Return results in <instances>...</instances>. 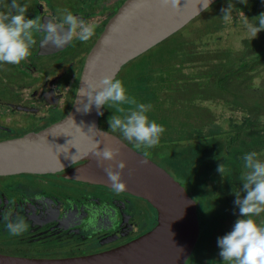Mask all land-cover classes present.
Here are the masks:
<instances>
[{
    "label": "flooded vegetation",
    "instance_id": "af4514ba",
    "mask_svg": "<svg viewBox=\"0 0 264 264\" xmlns=\"http://www.w3.org/2000/svg\"><path fill=\"white\" fill-rule=\"evenodd\" d=\"M124 1L69 0L67 7L51 0H18L27 5L28 18H52L59 23L60 13L67 9L85 21H95L97 26L87 42L74 38L62 48L42 46L43 33H35L37 43L26 60L0 64V140L40 131L69 113L88 54ZM0 3L1 11L9 10L5 3L9 5L11 0ZM52 66L56 71H45ZM102 118L101 127L110 131ZM82 162L57 172L0 175V253L36 258L98 254L128 244L156 226L158 212L145 198L126 191L116 193L110 186L66 175ZM197 212L200 233L184 264L191 262L196 248L198 252L206 245L212 248L204 263L226 264L220 256L218 238L230 232L241 218L239 209L235 207L221 216H201L197 204ZM5 217L23 218L27 230L13 236L6 228ZM254 219L263 223L264 213ZM7 237L12 239L11 245Z\"/></svg>",
    "mask_w": 264,
    "mask_h": 264
},
{
    "label": "water",
    "instance_id": "95a60500",
    "mask_svg": "<svg viewBox=\"0 0 264 264\" xmlns=\"http://www.w3.org/2000/svg\"><path fill=\"white\" fill-rule=\"evenodd\" d=\"M215 1L181 0L176 11L162 6L160 0H125L88 54L69 113L40 131L0 140V175L57 172L83 161L66 175L111 187L105 168L123 160L124 191L155 207L156 226L128 244L98 254L36 258L0 253V264L185 263L200 233L196 200L166 168L101 127L102 115L98 113L104 112L106 105L83 111L87 97L80 92L87 89L89 81L116 78L128 62L180 30ZM97 143L100 149L110 146L117 150V159L99 163L93 153Z\"/></svg>",
    "mask_w": 264,
    "mask_h": 264
},
{
    "label": "clouds",
    "instance_id": "9594fccd",
    "mask_svg": "<svg viewBox=\"0 0 264 264\" xmlns=\"http://www.w3.org/2000/svg\"><path fill=\"white\" fill-rule=\"evenodd\" d=\"M160 3L176 11L181 7V0H160ZM7 8L9 10L0 11V64H20L26 60L37 43L35 33H43L42 46L51 44L63 47L74 38L87 42L95 34L97 26L95 21H85L67 9L60 13V21L56 23L52 18L47 21L39 16L28 18L27 5L18 3V0H11ZM233 9L231 2L222 9V19L225 22L231 21ZM254 20L255 24L245 21L252 38L264 30V13ZM80 95L87 97L83 108L85 112L91 111L93 105L97 109L105 105L115 107V114L108 121L111 132L119 131L125 140L134 141L137 148L150 149L159 144L166 129L149 117L150 104L140 103L127 94L121 79L104 76L97 81H89L87 89L81 91ZM98 114L103 115V112ZM93 153L101 164L104 161H115L118 156L117 150L110 146L100 149L98 143ZM243 162V167L247 170L241 175L244 195L241 196L236 191L234 201L239 206L241 218L235 222L230 232L218 238L220 256L226 264H264V224L254 219L264 213V160L257 158V153L253 151L244 154ZM124 168L123 160L105 168L111 187L116 193L126 189V182L122 179ZM224 170L223 164L217 168L222 174ZM5 219L6 228L13 236L21 235L27 230L23 218Z\"/></svg>",
    "mask_w": 264,
    "mask_h": 264
},
{
    "label": "trees",
    "instance_id": "16d2710c",
    "mask_svg": "<svg viewBox=\"0 0 264 264\" xmlns=\"http://www.w3.org/2000/svg\"><path fill=\"white\" fill-rule=\"evenodd\" d=\"M220 39V38H218ZM246 40V39H245ZM207 42L203 45L202 49H197V41L187 40L185 42L184 48L185 54L180 57V65H183V70H175L177 76L188 82L189 78L195 74L194 69L197 67L200 79H210L212 77V72H217L219 68H225L228 72L225 77L220 78V83L217 75V87L219 84L223 93L221 96L215 97L216 100H221V103H225L229 107V111L234 113H241V117L236 115L229 116L224 119H216L213 116H209L210 112L215 113L211 109H201V115L205 116L207 120L202 121L201 129H196L199 125H193V129L190 127L188 134L190 135L193 131V136L198 139V142H189V149L187 150L188 159L185 162L179 158L182 163L177 165L178 173L181 183L186 187L187 191L194 197L197 201L198 209H200L199 202H206L207 196L211 195H223L226 198L219 201L220 204L226 206L227 211H234L235 207L239 209V206L234 203L236 199V191L243 193V182L240 177L233 178L231 176L233 173L229 172L233 168L237 169V166L241 164L235 159V153L244 156L245 153L256 150L261 152L262 160H264V83L256 84L253 82V77L257 76L258 73L264 72V47L258 50V56H250L248 54H242L240 50H234L233 47L222 48L220 52H211L214 47L211 46V42ZM228 49L227 55L224 57L222 50ZM225 58V60H224ZM187 68L190 70L187 71ZM177 69V68H175ZM147 71V70H146ZM194 71V73H193ZM161 71L149 72L150 76L143 75L135 83V89L139 92V102L149 103L156 106L157 110H152L151 118H159V114L175 116V111L170 110L167 107H172L173 102H177V97L173 95L177 90L174 84V78L171 75L172 69L169 73H166L163 77H160ZM229 74H235L238 78H243L244 87L247 89L241 92V85L238 87L230 82ZM225 75V74H224ZM214 79V78H213ZM155 82H158L155 84ZM255 84L257 86H255ZM160 88V89H158ZM180 88V86H179ZM178 88V89H179ZM165 90L166 94H163ZM170 92V94L168 93ZM172 93V94H171ZM227 94V96H226ZM206 99V98H205ZM199 101V100H197ZM203 101V100H202ZM204 102V101H203ZM172 104V105H169ZM198 106L202 105V102L197 103ZM195 105V110L199 107ZM175 106V105H174ZM204 110V111H203ZM153 111L155 115L152 116ZM221 120V121H220ZM200 122V121H199ZM186 125L175 126L173 123V129H177L179 133L178 136H183ZM183 129V130H182ZM170 136V135H169ZM169 139V138H167ZM166 138L163 140L165 141ZM173 139H170L171 141ZM128 144L134 145V141H127ZM192 145V146H191ZM133 146V147H134ZM156 147V146H155ZM135 148H137L135 146ZM154 148V147H153ZM251 148V149H250ZM138 151L151 156L154 149H145L143 147L137 148ZM211 153V157L210 156ZM151 158V157H150ZM236 160V165H231ZM241 162V161H240ZM174 167V162L170 163ZM220 164L224 165V173L217 171ZM233 166V167H232ZM176 167V166H175ZM210 182L214 184H210ZM195 194V196L200 198V201L190 192V190ZM208 194V195H207ZM213 195V196H214ZM214 198V197H213ZM218 201V200H217ZM226 201V202H225ZM213 202H211L205 211L209 215H214ZM209 210V211H208ZM207 216V215H204ZM212 218V216H209ZM203 220V219H202Z\"/></svg>",
    "mask_w": 264,
    "mask_h": 264
},
{
    "label": "rangeland",
    "instance_id": "374dc122",
    "mask_svg": "<svg viewBox=\"0 0 264 264\" xmlns=\"http://www.w3.org/2000/svg\"><path fill=\"white\" fill-rule=\"evenodd\" d=\"M53 2L58 3L59 5L62 3L65 6L69 7V0H51ZM233 3L234 9L232 11V19L230 22H225L222 19L223 12L222 9L226 8L229 3ZM5 5H8L5 3ZM1 7V3H0ZM63 7V6H62ZM2 8V7H1ZM0 8V11H1ZM261 13H264V0H216L214 3H212L209 7H207L205 10H203L199 15H197L195 18H193L188 24H186L184 27H182L180 30L176 31L169 37L165 38L161 42L157 43L150 49L146 50L139 56L132 59L130 62H128L124 68L121 70V72L117 75V79H121L127 89V94L130 97H134L139 102V92L135 89V81L139 80L140 77L143 75L151 76L149 72H160V77H163L166 73H169V71L172 69L171 75L177 76L175 70H183V65H180V57L185 54L184 48H187L185 46V42L187 40L197 41V49H202L203 45L207 42H211V46L213 48L211 55L214 52H220L222 48L232 47L234 50H240L242 54H248L250 56H258V50L261 47H264V30H261L256 37L252 38L251 34L247 30L245 26V21L247 20L250 23L255 24L256 21L254 20L255 17L259 16ZM220 38V39H218ZM246 39V40H245ZM79 51V49H78ZM228 49L222 50L221 54L223 53V56L225 57L228 53ZM226 58V57H225ZM224 58V60H225ZM177 68V69H175ZM147 70V71H146ZM190 69L187 68V71ZM199 69L197 67L194 69L195 74L189 78L188 82H185V80L181 79V77L174 78V84L175 88L177 89L173 95L177 97V102H173L172 107H167L172 111H175V116L172 117L171 115L167 114L162 116L163 112H160L159 118H151V112L152 110H157L156 106L153 104L151 105V110L148 113L149 117L159 124H162L164 128L166 129L165 132L161 135L159 144L152 148L154 149V152L152 153V157L154 160L158 161L163 165V167L167 168L168 171L171 172L175 178L178 180H181L179 177V171L177 168V165L179 166V163H182L180 159H182L184 162V158L188 159L187 150L189 149V142H198V139H195L193 136V131L189 135L188 130L190 127L193 129V125H199L196 127L195 130L201 129L203 122L207 120L205 116L201 115L200 110L209 108L213 109L215 113L212 114L210 112L208 115L211 117L213 116L215 119H221L222 121L229 116L236 115L238 117H241V113H234L232 114L229 110V107L225 103H221V100H216L215 97H220L221 93H223V89H221V86L219 84V88L217 87V77L219 79L223 78L228 74L229 72L225 68H219L217 72H212V77L210 79H200L198 74H201L198 72ZM46 72L52 73L56 71L55 67H48L45 69ZM193 71V73H194ZM228 72V73H227ZM68 73V72H67ZM225 74V75H224ZM217 75V77H215ZM68 76V75H66ZM227 76H230V82L235 84L238 87V84L241 85V92H244L247 90L244 87L243 78H238L235 74H229ZM214 78V79H213ZM253 82L256 84H263L264 83V72L258 73L257 76L253 77ZM158 82H155V84ZM255 84V86H257ZM180 86V88H179ZM179 88V89H178ZM160 89V88H158ZM166 92L163 90V94ZM170 94V92H168ZM172 94V93H171ZM227 96V94H226ZM206 98V99H205ZM199 100V101H197ZM204 102H203V101ZM198 102H202V105L200 107L198 106ZM145 104H149L144 102ZM199 107V109L195 110V105ZM172 105V104H169ZM175 105V106H174ZM204 105V107H203ZM124 107H129L128 105H124ZM204 111V110H203ZM115 114V107L110 108L106 106V110L103 114L102 121L106 123L109 126V117ZM119 115H123L120 113H116ZM155 115V111H153L152 116ZM220 120V121H221ZM200 121V122H199ZM173 123L174 125L180 126V125H186L185 130H183L184 135L178 136L177 129H173ZM121 137L122 135L119 133V131L116 132ZM170 135V136H169ZM123 138V137H122ZM166 138L165 141H163ZM169 138V139H167ZM170 139H173L169 141ZM192 146V145H191ZM251 149V148H250ZM257 153V158L262 160L261 152L256 150H252L251 152ZM210 152V156L211 157ZM235 159L241 164L240 166H237L236 168H233V170L229 171L233 173L231 176L233 178L240 177L241 175L246 172L247 170L243 167V156L238 155V153H235ZM236 160L231 165H236ZM241 161V162H240ZM171 162H174V167L170 164ZM233 167V166H232ZM182 181V180H181ZM210 184H214L210 182ZM190 192L191 189H189ZM193 194V192H192ZM195 196V194H193ZM208 195V194H207ZM212 192L210 197L207 196V200L204 203L200 201V198L195 196L197 200H199V212L201 216L209 215L207 211H205V208L208 207V205L213 202V209H209L210 211H213L214 215L221 216L224 214H227V208L226 206L217 203L218 201H222L226 198V196L223 195H214ZM244 193L241 194L243 196ZM214 197V198H213ZM226 202V201H225ZM208 210V211H209ZM211 215V214H210ZM261 224H264L261 223ZM213 230V229H212ZM222 229L220 228L219 231ZM9 245H11V238H6ZM212 248V245H206L203 250L199 249L197 252H194V254L191 256V262L189 264H208L209 260H207L204 263V260L208 257V251Z\"/></svg>",
    "mask_w": 264,
    "mask_h": 264
}]
</instances>
